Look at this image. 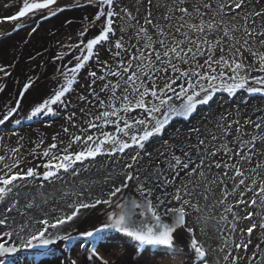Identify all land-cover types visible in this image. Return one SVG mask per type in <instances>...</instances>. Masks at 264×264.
Wrapping results in <instances>:
<instances>
[{
	"label": "snow or ice",
	"instance_id": "snow-or-ice-1",
	"mask_svg": "<svg viewBox=\"0 0 264 264\" xmlns=\"http://www.w3.org/2000/svg\"><path fill=\"white\" fill-rule=\"evenodd\" d=\"M56 2L23 0L11 19L35 16L44 10L55 16L64 10L52 7ZM87 3L97 9L94 22L88 25L97 31L82 41L83 50L74 57L75 65L60 70L63 82H58L59 86L33 108L27 119L57 116L54 106H67L66 97L76 92L74 86L82 72L90 78L89 95L103 111L87 121L88 128L80 129L84 135L73 134L62 149L54 142L38 153L46 163L20 171L11 165L6 166L7 171L0 169V264H20L16 257L24 251L76 241L72 233L88 223L85 214L98 212L100 205L112 209L105 213L106 219L93 229L79 231L81 245L92 241V247L85 250L88 259L98 264H115L104 259L95 246L105 239L118 249L120 264H155L149 259V249L157 250L153 256H187L182 264H264V115L242 122L238 116L229 121L221 114L214 124L219 133L209 131L203 121L201 126L192 123L200 116V106L210 105L217 93L229 97L242 94L245 105L248 101L243 94L264 98V52L260 51L264 48V7L257 10L253 0H170L162 5L160 17L153 18V0H148L144 23L140 24L131 10L120 7V0ZM124 17L129 23L120 31L134 29V45L126 44L123 36L116 38L115 18ZM104 48L112 52L113 63L100 59ZM97 65L99 75L90 70ZM0 72L8 74L3 67ZM97 82H102L99 91ZM31 87L29 81L23 91ZM101 93L107 94V101ZM78 99L87 101L88 97ZM18 108L17 104L0 116V125ZM134 112L136 115L131 116ZM74 117L72 113L67 119ZM177 118L190 127L183 132L177 128L168 136L166 130ZM15 122L21 123L19 119ZM108 124L115 127V132L103 130ZM249 125L252 131H246ZM89 129H99L100 134H88ZM64 132L69 129L65 127ZM156 143L163 151L156 157L159 162L153 163L149 149ZM73 145L79 150L73 151ZM117 154L126 160L106 177V191L87 200L83 192H66L61 199L76 197L66 203L67 210L48 207L43 182L55 184L62 178L61 172L79 175L75 171L78 163ZM145 158L151 170H141L140 162ZM37 180L42 182L36 184ZM31 187L37 188L36 195L24 191ZM216 209H222L218 217L213 213ZM205 211L209 214L204 215ZM193 214L204 226H188ZM209 220H216L214 233L219 244L214 249L208 243L213 238L207 231ZM197 228L203 238L197 237ZM185 233L188 243L184 247L188 251H183L180 243ZM122 238L131 242L133 251L120 243ZM212 252L223 253L222 258H214Z\"/></svg>",
	"mask_w": 264,
	"mask_h": 264
},
{
	"label": "rangeland",
	"instance_id": "rangeland-1",
	"mask_svg": "<svg viewBox=\"0 0 264 264\" xmlns=\"http://www.w3.org/2000/svg\"><path fill=\"white\" fill-rule=\"evenodd\" d=\"M166 2H170V0H163L161 3H159L161 6L156 7L154 10V13H152L153 18H159L161 13L163 12L162 5ZM255 7L257 10L264 7V0H253ZM141 3V2H140ZM23 0H0V45L10 38L15 37L17 33L20 31L23 32L24 38H29L34 35L35 32H40L41 34H48V32H52L54 28L57 25V21L64 18V16L71 15V13H74L75 11H79L80 14L84 16V18L87 20L89 19L90 15L93 14V11H97L95 7L87 3V0H57L55 5H52L54 8H63V11H58L55 16H51L47 14V10H44L43 12L32 16L31 14L26 15L25 17H21L18 20H12L11 17L16 15L20 8L22 7ZM83 5V6H78ZM120 7H127L129 10L132 11V14L134 16H137L139 19L140 24H143L144 15L146 14V11L142 10V7L139 8L138 0H120ZM139 9V11H137ZM74 11V12H73ZM116 11L119 12L120 8H116ZM78 13V12H77ZM78 13V14H79ZM47 17V18H45ZM116 23L114 25L116 33L119 32V35L116 34V38H119L123 36V34L128 32V35L125 36V41L128 43V45H134L136 44V38L134 36V29H129L127 32L122 33L120 31L121 27H126L129 23L128 18L124 17L123 20L119 18H115ZM96 23V22H95ZM98 23V22H97ZM135 23V22H132ZM88 27L86 23L79 24L76 23L74 25H69L65 30L62 31V34L60 35V38L63 39V37H66L68 34H72V32H78L80 35L82 31H85V29ZM75 30V31H73ZM132 32V33H130ZM87 31H85L86 35ZM84 37V36H83ZM55 40H58L56 38ZM63 49L66 51L67 55L69 56V50L63 46ZM130 51H134L130 47ZM104 50L103 52H100V59L101 60H107L109 63H113V57L112 52ZM113 51L115 49L113 48ZM261 52H264V48L260 49ZM219 55V53H217ZM2 56L4 54H1ZM12 56V53L10 54ZM245 56L248 58L249 61L252 60V57L248 55V53H245ZM11 59V58H10ZM93 63V62H91ZM70 61L68 62L69 67ZM113 66H115L113 64ZM3 68L6 69L5 65ZM97 71L98 75L100 74L99 66L90 69ZM7 73L9 71H6ZM6 74L4 72L0 73V77H5ZM79 83L75 85L76 92L73 93L72 97L67 98V106L63 107L60 106L58 109V115L55 117L50 116V114H44L41 115L39 118H33L32 120L27 119V114L19 115L16 118L10 117L8 121H6L4 124L0 125V157H3V160H0V169H4L7 171L8 165L13 166V169L15 171L24 170L27 168L36 167L38 165H42L43 163H46L47 160L42 155H37L38 153H42L44 150L48 149L49 146L56 142L58 144V149H62L64 145L68 144L71 136L73 134L75 135H84V133L80 132L81 128H88L87 121L93 120L96 115H98L99 112L103 111V109L99 108L98 103L93 99L91 95H89L88 86L90 83V78L84 74L81 73V77L78 78ZM113 80V83H115V78H111ZM61 80L63 81V78L61 77ZM102 82H97L95 85L96 90L99 91L100 84ZM120 93L118 92L117 95ZM87 96V101H81L78 99L79 96ZM9 97V96H8ZM6 95L0 97V102H3L6 98L8 99ZM223 97V100L227 99L226 93H217V96L214 97V101L210 103V105H213L216 103V101L221 100ZM101 98L105 99L107 101V94L101 93ZM233 98V97H231ZM14 97L10 94V99L1 109L0 111L6 113L9 109L15 108V105L13 104L11 107L12 102H14ZM42 100H40L41 102ZM88 101H91L89 103ZM20 106V105H19ZM75 106V107H74ZM249 110H252L256 114L264 115V99L260 98L259 96L250 99L249 100ZM256 106H258L260 109H256ZM203 107V106H202ZM30 110V107L26 108L24 111ZM83 110V111H82ZM200 116L192 121V123H195L197 126H201V121L204 122V125L208 124V121L210 117H208L203 110L199 109ZM15 113V112H14ZM72 113H75V117L69 121L67 119L68 116H70ZM67 114V115H66ZM14 115V114H13ZM131 116H135L136 113H130ZM207 116L208 119L204 120V117ZM16 119H19L21 121L20 124H16ZM96 123H100V121H96ZM73 125H76L77 127H73ZM67 127L69 129L68 133L64 132V128ZM170 128L166 130L167 135L171 136L172 133L175 132L177 128H179L182 132L187 131L188 127H190L189 123L186 124L182 119H175L172 123V125H169ZM207 127V126H206ZM207 129L210 131V128L207 127ZM104 131L109 132H115V127L111 124L104 126ZM211 132H219L217 128H212ZM88 134L93 135H99L100 130L99 129H89ZM53 137L56 138L55 141H53ZM195 140L193 139V143ZM40 145L38 148L37 145ZM18 149V151H15ZM73 151H78L79 146L73 145L72 148ZM153 153V163H158L159 161L156 159V157L159 156V151H163L162 146L160 143L153 144L151 148L149 149ZM52 151H57V149H54ZM63 153L61 152V155ZM179 154V153H177ZM126 157H121L119 154L117 156H107L102 155L98 156L94 161L88 160L84 161L83 165L77 164L75 167V171L79 173V175H70L67 173L61 172L62 178L58 180L55 184H48V182L45 183L46 187L43 190L44 194L48 196L49 198V205L48 207H55L57 209L64 208L67 210L66 203L71 202L76 199L74 195H69L66 199H61L64 196V193H76V192H83L84 193V199H90L95 198L96 196L100 195L102 191H106L108 189V184L105 183L106 177L110 172H113V170L118 171L120 167L125 163ZM119 161V163H117ZM18 165V167H16ZM140 165H144L145 169L151 170L149 161L147 158H145L144 164L141 163ZM163 167V165H162ZM87 169V170H85ZM40 171H43V168H40ZM0 175H3V172H0ZM42 181L37 180L35 181L36 184L41 183ZM110 183V182H109ZM26 193H30L32 195L37 194V188L31 187L24 189ZM89 193H91V197H89ZM134 195V194H133ZM39 200V198H38ZM203 203V201H201ZM211 203V202H209ZM222 209H216L213 210V213L218 217L219 212ZM163 211V209H161ZM58 214V213H56ZM204 215H208V211H205L203 213ZM55 215V214H54ZM230 219V217H229ZM204 226L203 221H197L196 215L193 214L188 218V226L196 227ZM216 226V220H209L207 223V231L212 235V239L208 241V243L211 245V247L214 249L219 244V240L215 238L214 228ZM244 226H248V222H244ZM113 234V233H111ZM109 235V234H107ZM225 235H228L227 232ZM254 239L253 243H256V233L253 234ZM197 237H200L198 228H197ZM236 238H239V232L236 234ZM81 238L77 239L74 245H67L63 251H60L58 249H51L46 252L47 259L51 255H55L58 257V261L61 263H65L66 261H70L71 264L72 260L76 261V264H79L81 259L77 255H81L82 251H84L86 248L90 249L88 247L87 242L84 241L83 243H86L85 246L82 247L80 244ZM106 241H109L106 239ZM123 246L124 244L120 242ZM180 243H184L185 245L188 243L187 241V233L184 234V237L181 238ZM183 245V247L185 246ZM82 247V248H79ZM97 249H99L100 255L104 257V259H109L110 261H116L118 258V249H111V251H108L106 248L105 250L102 249L101 246H96ZM74 248V249H73ZM185 250L188 251L186 247H184ZM65 251V252H64ZM86 251V250H85ZM153 251H157L156 249H153ZM87 252V251H86ZM155 253V252H154ZM153 254V253H152ZM151 254L152 260L155 261V264H182V261L186 262L188 257L184 256L182 254H177L175 256H153ZM212 256L216 259H221L223 253L219 252H212ZM235 254V253H234ZM240 255H245L244 253H240ZM62 256H65V258ZM29 261L28 263L22 264H31L32 262H36L37 257L35 255L31 256L29 259L23 258L19 256L17 260L21 261ZM186 260V261H185ZM242 264H246V261H242Z\"/></svg>",
	"mask_w": 264,
	"mask_h": 264
},
{
	"label": "bare ground",
	"instance_id": "bare-ground-1",
	"mask_svg": "<svg viewBox=\"0 0 264 264\" xmlns=\"http://www.w3.org/2000/svg\"><path fill=\"white\" fill-rule=\"evenodd\" d=\"M77 12L79 13V11H75L71 15L64 16V18L57 21L54 30L48 32V34L35 32L33 36L24 38L23 32L20 31L15 37L5 40L0 45L1 64L5 65L6 71H9L5 77H0V89H3L0 91V97L6 95L7 97L9 96L8 99H10L11 94L15 99V103L12 102L11 107L13 104L15 107L17 104L20 105L12 118H16L23 114L30 115L33 108L47 99L52 94L54 87L59 86L58 82H63L61 80L62 76L60 75V70H63L66 61H68V56L62 48V39L60 38L62 31L67 28V26L76 23L81 25L86 22L91 24L94 22L93 14L86 20L82 14H78ZM94 29L90 27L87 34H90ZM56 38H58V40H55ZM11 53L12 56L10 55ZM61 53L64 54L62 59L59 58ZM1 54L4 55L2 56ZM10 58L11 61L9 62ZM29 81L32 82V87L29 88L27 92H24V86L27 85ZM72 95L73 93L68 94L66 99ZM8 99L6 98L3 102H5V104L10 102ZM40 100L42 101L40 102ZM5 104L0 102V109ZM28 107H30V110L24 111ZM59 107L60 106H54V109H58ZM2 115L3 112L0 111V116ZM133 194L134 193H130L129 195ZM96 214L97 212L86 213L85 217H87L88 223L82 224L81 228L91 225L94 222ZM85 217L81 219L83 220ZM165 221L169 222L170 218H165ZM77 223H79V221ZM122 239L120 242H124ZM72 244H74V242L69 245ZM104 246V249L107 248L108 251L113 249L110 241H105ZM33 255H41L43 257V253ZM33 255H28V257L30 258ZM63 257L65 258V256H62V258ZM33 264H60V261H58L57 256L51 255L48 259L46 256L45 258L36 260ZM79 264H98V262L89 260L88 253L85 252ZM115 264H120L119 259L115 261Z\"/></svg>",
	"mask_w": 264,
	"mask_h": 264
},
{
	"label": "trees",
	"instance_id": "trees-1",
	"mask_svg": "<svg viewBox=\"0 0 264 264\" xmlns=\"http://www.w3.org/2000/svg\"><path fill=\"white\" fill-rule=\"evenodd\" d=\"M162 1L163 0H153V5L154 6L151 9L152 13H154V10L157 7L155 5H157V3H161ZM147 3H148V0H142V2L139 3V8L142 7V10L146 11L147 10ZM120 6H121V4H120ZM145 15L143 16L144 18H145ZM143 23H144V20H143ZM130 33H132V32H130ZM116 34L119 35V32L116 33ZM127 35H128V32L126 34L125 33L123 34L124 41H125V36H127ZM125 43L128 44L126 41H125ZM107 49L108 48H104V49L101 50V52H103L104 50H107ZM107 52H110V51H107ZM241 95L242 94H238L237 97H233V98L228 96L226 100H223V97H222L221 100L216 101V103H214L213 105H206V106H203V107L200 106V109L203 110V112L208 117H210V119L208 121V124L206 125L207 127L210 128V131H212V128L215 127L214 126L215 121L220 117L221 114L227 115V119L229 121H231L234 116H238V117H240L242 122H243L244 119H246L248 117H251L252 120H256L257 117L262 114V113L261 114H259V113L256 114L252 110L248 109V108H250L249 100L253 99V97H248L246 94H243L244 99H246L248 101L247 105H245L242 102ZM262 99H264V98H262ZM256 109H260V108L258 106H256ZM184 123L188 124L187 121H184ZM168 128H170V127H168ZM246 131H252V128H251L250 125L246 128ZM234 135H235V125H233V136ZM229 139H231V137ZM144 162H145V159L142 160L140 162V164L141 163L144 164ZM140 168L143 171L145 169V166L144 165H140Z\"/></svg>",
	"mask_w": 264,
	"mask_h": 264
},
{
	"label": "flooded vegetation",
	"instance_id": "flooded-vegetation-1",
	"mask_svg": "<svg viewBox=\"0 0 264 264\" xmlns=\"http://www.w3.org/2000/svg\"><path fill=\"white\" fill-rule=\"evenodd\" d=\"M74 12V11H73ZM96 12V11H95ZM94 11H93V14L95 13ZM72 14V13H71ZM88 20V19H87ZM86 24L87 25H90L91 23H89V22H86ZM90 27H87L86 28V31L88 32V29H89ZM91 29H94V27H91ZM65 30V29H64ZM23 31V30H22ZM73 31H75V30H73ZM97 31V29L95 28L90 34H87L86 33V35H84V37H81V35H79L78 34V32H72V34H68L66 37H63V39H62V48H63V46H65L68 50H69V56L67 57V60L68 61H66V63H65V66H68V62L70 61V65H69V67H72V66H74L75 65V63H76V61H75V59H74V57L76 56V55H79L80 54V52L83 50V44H82V41H84V42H86L88 39H90L91 38V36H93V34L95 33ZM77 45H80V48H77L76 46ZM69 46H71V47H69ZM64 50V49H63ZM65 51V50H64ZM66 52V51H65ZM2 61V59L0 58V67H3L4 65H2L1 62ZM11 61V59H9V62ZM91 63V62H90ZM66 68H68V67H64L63 68V70H65ZM83 73V72H82ZM33 75V74H32ZM81 77V76H80ZM79 77V78H80ZM72 97V96H71ZM17 111V110H16ZM15 111V112H16ZM54 141V140H53ZM125 239H127V238H124V239H122V241H124ZM123 244H124V242H122ZM183 245H185L184 243L182 244L181 243V247H182V249L183 250H185V248L183 247ZM100 246V245H99ZM124 247H126L127 249H128V251L129 252H131V251H133L132 250V248L130 247V245H125L124 244ZM105 247H102V249H104ZM74 249V248H73ZM105 250V249H104ZM86 251L84 250V251H82L81 253V255H77V256H79L80 257V259L82 260V258L84 257V253H85ZM151 252L149 251V259L151 258L150 256H151ZM119 258H117V260H118ZM116 260V261H117ZM19 261V260H18ZM186 261V260H185ZM22 262L23 261H20V264H22ZM70 261H66L65 263H61L60 262V264H70L69 263ZM24 263V262H23Z\"/></svg>",
	"mask_w": 264,
	"mask_h": 264
},
{
	"label": "water",
	"instance_id": "water-1",
	"mask_svg": "<svg viewBox=\"0 0 264 264\" xmlns=\"http://www.w3.org/2000/svg\"><path fill=\"white\" fill-rule=\"evenodd\" d=\"M98 207H99V211L95 215L94 222L91 225H88L87 227L85 226V228L93 229L94 227L99 226L106 219L105 213L112 211V209H109V208H107V206H104V205H100ZM165 218H167V217H165ZM82 230H83V228L78 229L77 231H74L72 234L74 236H76L77 239H79L80 238L79 237V231H82ZM113 234H115V233H113ZM109 235H112V234L109 233ZM72 242H75V241H72ZM72 242L66 243V242L61 241V242H58L55 245L49 246L46 249H33L31 251H24L22 254H17V257L16 258H18L20 255L28 256V255L39 254V253H43V255H44V253H46L47 251H49L51 249H58L60 251H63L64 248L67 245H69L70 243H72ZM130 243L131 242L128 241V239H125L124 240V244L127 245V246L130 245ZM148 251H150L151 253L156 252V251H153V249H149Z\"/></svg>",
	"mask_w": 264,
	"mask_h": 264
}]
</instances>
